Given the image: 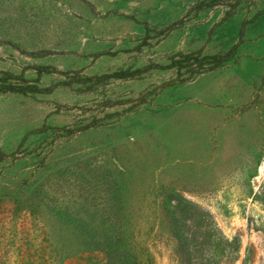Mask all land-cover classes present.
Wrapping results in <instances>:
<instances>
[{
    "label": "rangeland",
    "instance_id": "obj_1",
    "mask_svg": "<svg viewBox=\"0 0 264 264\" xmlns=\"http://www.w3.org/2000/svg\"><path fill=\"white\" fill-rule=\"evenodd\" d=\"M7 75L0 264H264V0H0Z\"/></svg>",
    "mask_w": 264,
    "mask_h": 264
},
{
    "label": "trees",
    "instance_id": "obj_2",
    "mask_svg": "<svg viewBox=\"0 0 264 264\" xmlns=\"http://www.w3.org/2000/svg\"><path fill=\"white\" fill-rule=\"evenodd\" d=\"M204 6L205 5L197 4L195 5V8L200 10ZM143 24L145 27L144 40H146V38H149L148 32L151 31V28L148 27L147 22H143ZM163 30L164 29L159 30L158 32L160 33ZM243 35H244V24H242L240 27L238 40L226 51L212 55H203V56H199L198 54H195L193 52H187V53L178 52L177 55H172L170 57V62L167 65L163 66V68H175L178 73H180V70L185 67H189V69L187 70H189V72L191 73L201 72L202 69H208V70L215 69L224 62L230 60L236 54L238 47L242 42ZM207 62H210L211 65H208L206 67L204 64ZM33 68L36 70L38 75H41L43 72H50L52 70V68L47 65H34ZM143 71L144 69L112 71L99 75L96 78L97 79L130 78L140 74ZM9 78H19L23 82V84L15 85L13 83H7V80ZM92 78L93 77H89L88 79H92ZM0 80L2 81V83L0 84V91L2 92L47 93L52 91L56 87V84L49 85L46 87H40L35 83H28L29 82L28 80H25L17 75H7L6 77H0Z\"/></svg>",
    "mask_w": 264,
    "mask_h": 264
}]
</instances>
